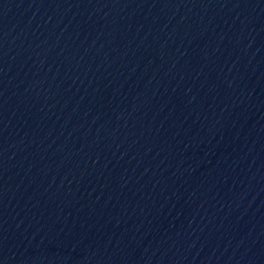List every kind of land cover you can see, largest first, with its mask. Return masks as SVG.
<instances>
[{
  "label": "water",
  "instance_id": "1",
  "mask_svg": "<svg viewBox=\"0 0 264 264\" xmlns=\"http://www.w3.org/2000/svg\"><path fill=\"white\" fill-rule=\"evenodd\" d=\"M0 264H264V0H0Z\"/></svg>",
  "mask_w": 264,
  "mask_h": 264
}]
</instances>
